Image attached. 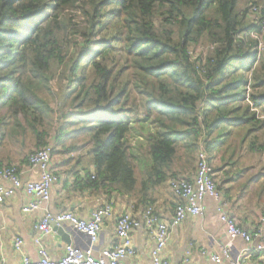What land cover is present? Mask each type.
I'll list each match as a JSON object with an SVG mask.
<instances>
[{
    "label": "trees",
    "instance_id": "obj_1",
    "mask_svg": "<svg viewBox=\"0 0 264 264\" xmlns=\"http://www.w3.org/2000/svg\"><path fill=\"white\" fill-rule=\"evenodd\" d=\"M238 2L0 0V143L9 133L25 139L30 130L35 150L49 142L54 156L82 149L84 139L93 173L71 168L58 183L76 195L92 190L135 198L137 208L155 205L160 186L179 179L181 144L191 154L203 144L215 178L229 167L213 162L230 138L250 142L251 153L264 151L258 115L264 116V57L258 61L251 36L261 31L264 0L254 3L261 7L258 20L248 7L237 13ZM196 46L213 49L193 59L188 52ZM68 47L71 54L64 55ZM54 63L65 66L67 83L49 130L55 109L43 88ZM140 112L153 131L151 163L139 185L127 134ZM69 139L79 143L68 146ZM232 148L224 155L229 164L240 156Z\"/></svg>",
    "mask_w": 264,
    "mask_h": 264
},
{
    "label": "crops",
    "instance_id": "obj_2",
    "mask_svg": "<svg viewBox=\"0 0 264 264\" xmlns=\"http://www.w3.org/2000/svg\"><path fill=\"white\" fill-rule=\"evenodd\" d=\"M11 136L9 133L0 143V168L9 164H16L23 173H26L29 169L28 157L21 155L20 159H17L4 154L6 150L12 149L13 141H16L14 143L19 142L16 138L19 137L18 139H20L22 135ZM263 141L264 138L261 136L259 143ZM237 142H239L238 139L230 138L229 142L220 149L221 153L215 158L213 163L216 167L228 164L229 167H226L225 170L237 165L243 169V174H245L244 169L255 168L256 166L255 164H252V166L245 165L244 156L252 155L256 158L262 156L261 159L264 160V154L259 149L254 153L249 152L250 142L248 141L242 145ZM230 144L233 145L232 150L237 149L240 154L235 164H229L225 161V151L227 145ZM243 151L248 153H243ZM53 160L55 162L52 169L55 174L58 176L61 173V176L65 177L66 173L64 171L70 168L69 164H65L63 160L56 161L54 156ZM84 161L89 162V159L84 158ZM261 166L264 172V164ZM75 171H78V169H75ZM181 171H183L181 168L175 170L179 179L192 177L194 172L186 170L185 173L180 174L179 172ZM240 173H242L241 170ZM251 173L248 172L246 174L250 176ZM220 174L221 172L217 173L216 178ZM29 178L37 180L38 171H32L31 174L26 173L23 176L24 182H27ZM216 178L218 189L225 203V211L229 216L243 229L249 231L259 229L264 233V224L260 221L264 212V185L258 188L260 192L257 190V186L250 187L249 192L244 189L233 190L230 184L228 186L223 185L224 183H232L231 179L225 178L220 183ZM254 179L264 183V173L257 178L255 176L251 177V180ZM68 188L57 182L52 188L51 201L47 204H42L38 210L28 214L23 213V206L28 202V197L22 191L18 192L15 197L6 203L0 204V264H18L24 256L29 257L32 261L39 259L34 238L37 236L36 226L47 211L57 215L69 210L82 219H88L96 208L106 204L109 200L117 201L115 216L105 222L99 240L94 245L91 244L88 237L80 233L68 222L61 224V226H56L52 233L44 236L42 242L51 258L55 261L60 260L64 255V246L67 244H71L75 248L80 247L83 250L92 248L95 254L99 255L102 249L110 246L113 242H117V240H114L115 221L119 215L128 209L129 203H136L137 200L119 194H113L110 199L105 194L97 191L92 192V190L85 191L84 195H76L77 193L70 191ZM164 191L166 192L161 193L159 191V196L154 206L162 218L171 223L176 200L168 187V183ZM251 193H255L257 196L252 198L248 195ZM203 206L205 211L202 216L188 217L178 227L170 226L168 244L163 251V256L169 260L170 264H182L185 260H188L189 264H230V261L225 257H223L221 263L212 261V257L222 254L224 249L229 251L231 260L240 259V261H244L241 264H264V253L255 251L258 242L254 241L248 244L241 238L232 240L229 237L226 226L220 220L217 210L218 203L214 199L206 197L203 201ZM137 211L139 212L140 209L137 208ZM16 237H20L23 240L22 253H18L14 248L13 244ZM133 243L137 254L134 258H130L127 261L135 262L136 264H153L151 250L155 246V242L150 240L147 234L140 229L133 233Z\"/></svg>",
    "mask_w": 264,
    "mask_h": 264
},
{
    "label": "built area",
    "instance_id": "obj_3",
    "mask_svg": "<svg viewBox=\"0 0 264 264\" xmlns=\"http://www.w3.org/2000/svg\"><path fill=\"white\" fill-rule=\"evenodd\" d=\"M261 7L253 5L252 16L258 20L261 15ZM262 17V16H261ZM261 31L253 33L251 36L257 41L258 61L264 57V16L261 22ZM208 47L196 46L190 48L188 55L193 59L200 55H205ZM201 74L205 75L206 70L201 66ZM260 118L264 119L263 115ZM53 145L47 143L41 148L34 150L28 155V171H38V179H30L24 182L23 173L16 164L0 168V204L6 203L22 191L28 197V202L23 206V213L28 214L38 210L42 204H47L52 198V188L58 182V176L53 172ZM169 189L176 199V206L171 223L164 220L158 213L154 205L138 208L136 203L128 204V209L119 215L115 221L114 240L110 246L102 249L96 255L92 248L83 250L75 248L71 244L64 246V255L60 260L55 261L47 252L42 239L53 232L56 226L63 223H71L80 233L89 238L94 245L100 237L103 225L115 216L117 201L110 200L106 204L96 208L88 219L78 217L72 211H64L57 215L46 212L42 220L37 224V236L34 244L37 248L39 259L32 261L29 257H22L18 264H136L127 261L136 256V247L133 243V233L143 230L148 238L155 242L151 250L153 264H170L169 260L163 256V251L167 247L169 239V228L180 226L188 217H198L204 214L203 201L206 197L214 199L218 203V213L221 222L226 226L229 237L233 239L241 238L246 243L258 242L255 251L264 253V233L261 230L249 231L241 228L236 221L225 211V203L215 180L213 167L209 163V154L201 144L197 154L196 170L192 177L172 179L169 182ZM136 213V215H134ZM260 221L264 224V212ZM14 248L18 253H22L23 240L16 237ZM223 257L230 261V264H241L244 261L231 260L228 250H223L222 254L212 257V261L221 263ZM182 264H189L185 260Z\"/></svg>",
    "mask_w": 264,
    "mask_h": 264
},
{
    "label": "rangeland",
    "instance_id": "obj_4",
    "mask_svg": "<svg viewBox=\"0 0 264 264\" xmlns=\"http://www.w3.org/2000/svg\"><path fill=\"white\" fill-rule=\"evenodd\" d=\"M254 3H255V0H239L236 12L240 13L248 7L250 10L249 17L251 18ZM165 28L170 29L168 25H166ZM159 30H161V28H159ZM65 54L66 55L71 54L70 47L65 49L64 55ZM64 69H65V66H61L59 63H54L51 70L49 71L50 72L49 76H51L49 88L48 89L43 88V94L46 95L47 98L50 99V102H52L50 104L53 109H55L56 106L59 107L61 105V98L63 95L62 91L64 89L63 85L67 83L66 80L61 79V75ZM55 84L57 86V88L55 89L57 90L59 89V92L57 93V95L52 94V91H53L52 87L55 86ZM131 88L133 89L132 99L133 100L136 99L138 102L140 100V97L137 94L133 85L130 86L129 90H131ZM55 99H56V106H55ZM57 113L58 111H56L55 109L54 115H52L51 119L46 124V127L49 128V130H52V128L55 125L54 120H56L58 117ZM142 118H143V113L140 112L139 117L133 120L131 124V130L127 134V142H128V145L131 147V151H132L131 162L133 163V165H135L136 174L139 179V185H140V182L143 180V178L146 176V173L151 163V158L149 154V144L151 141L149 138V134L153 131L152 127L150 126V121L144 122L142 121ZM262 136L264 138V135ZM20 137H21L20 139H18L19 137L16 138L19 142L17 143H14L16 141L12 142V149H8L4 152L6 156L8 155L9 157H16L17 159H20L21 155L28 157V155L35 150V136L32 131L30 130L27 131V135L25 139H23V136H20ZM67 142L69 146L72 144V142L76 144L78 141H72V139H69ZM79 145H83V148L85 147V150L82 148L78 151H74V152L72 151L68 154L56 153L54 154L55 160L56 161L63 160L65 163H68L70 166L69 169L74 168V169L81 170L85 168V169H88L89 172L93 173L92 165L89 162L82 160L80 164L78 163V158H81V156H85V158H87L86 151L90 148V145H88L84 141V139L81 140V143H79ZM58 150H61V148H59ZM243 153H248V152L243 151ZM262 153L264 154V151ZM71 154L73 157L70 159L69 156H71ZM197 154H198V150L195 151L193 154H191L186 150V147L183 144H181L179 151H178L177 163H176V165L178 166H176L174 170H176L177 168H182L184 169V171L187 169L191 170L192 167L196 164ZM261 158L262 156L256 158V157H253L252 155H245L243 158L245 165L252 166V164H255L256 166L255 168L249 167L247 169H244L245 174H243V169L235 165L233 167L228 168L227 170L224 169L223 171H221L220 176L217 177L216 179L220 183L225 178L231 179L232 183H224L223 185L228 186L230 184L233 190H236V189L243 190L244 189L249 192L250 187L257 186V190L260 192L258 188H261L264 185V183L260 181H255V179L251 180V177L255 176L257 178L259 175L264 173L263 168L261 166L262 164H264V160H262ZM188 160L191 163H193V165L187 163ZM240 170L242 171V173H240ZM248 172H252L250 176L249 174H246ZM59 175L61 176V173H59ZM164 190H166V184L160 186V189H159L161 193L166 192ZM248 195H250L252 198L257 196V194L255 193H251Z\"/></svg>",
    "mask_w": 264,
    "mask_h": 264
},
{
    "label": "water",
    "instance_id": "obj_5",
    "mask_svg": "<svg viewBox=\"0 0 264 264\" xmlns=\"http://www.w3.org/2000/svg\"><path fill=\"white\" fill-rule=\"evenodd\" d=\"M55 230V229H54Z\"/></svg>",
    "mask_w": 264,
    "mask_h": 264
}]
</instances>
